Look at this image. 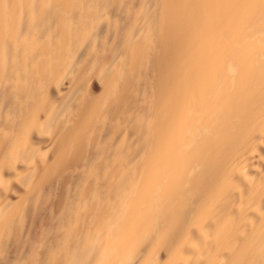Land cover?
<instances>
[{
  "label": "bare ground",
  "instance_id": "1",
  "mask_svg": "<svg viewBox=\"0 0 264 264\" xmlns=\"http://www.w3.org/2000/svg\"><path fill=\"white\" fill-rule=\"evenodd\" d=\"M0 264H264V0H0Z\"/></svg>",
  "mask_w": 264,
  "mask_h": 264
}]
</instances>
